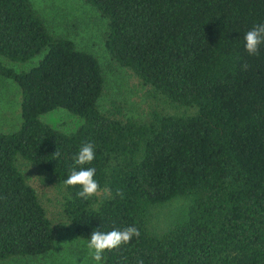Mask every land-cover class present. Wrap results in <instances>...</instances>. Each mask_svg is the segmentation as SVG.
<instances>
[{
    "label": "trees",
    "instance_id": "obj_1",
    "mask_svg": "<svg viewBox=\"0 0 264 264\" xmlns=\"http://www.w3.org/2000/svg\"><path fill=\"white\" fill-rule=\"evenodd\" d=\"M83 2L106 21L109 59L187 110L145 120L100 111L98 59L52 36L31 0H0V77L21 93L18 129L0 133V261L53 247L51 221L16 165L22 158L61 190L78 239L139 229L103 264H264V44L252 56L244 41L264 24V0ZM34 60L26 70L8 65ZM57 109L81 120L74 132L41 120ZM85 143L95 159L83 167L96 169L99 184L86 200L79 185L64 184ZM175 199L185 211L157 223V208Z\"/></svg>",
    "mask_w": 264,
    "mask_h": 264
},
{
    "label": "rangeland",
    "instance_id": "obj_2",
    "mask_svg": "<svg viewBox=\"0 0 264 264\" xmlns=\"http://www.w3.org/2000/svg\"><path fill=\"white\" fill-rule=\"evenodd\" d=\"M31 4L52 36L69 39L77 49L89 52L98 59L105 79L98 102L100 111L123 120H145L150 112L156 110L164 114L185 113L187 108L163 98L152 87L142 84L130 69L119 67L109 59L103 40L106 21L83 0H31ZM35 62L8 65L20 71ZM20 103L19 87L13 81L0 77V133L18 129L21 123ZM41 120L64 133L74 132L81 123L79 118L61 109L41 116ZM16 165L46 210L53 227L54 242L52 249L43 256L13 258L0 261V264H97L88 254V242L76 237L62 215L61 190L48 183L40 170L22 158L17 160ZM185 209V202L175 199L157 208V223L164 225Z\"/></svg>",
    "mask_w": 264,
    "mask_h": 264
},
{
    "label": "clouds",
    "instance_id": "obj_3",
    "mask_svg": "<svg viewBox=\"0 0 264 264\" xmlns=\"http://www.w3.org/2000/svg\"><path fill=\"white\" fill-rule=\"evenodd\" d=\"M245 49L249 55H259V49L264 44V24H256L249 30L245 36ZM247 63L242 65V70H247ZM56 158L61 156L59 150H56L53 154ZM95 159V150L92 143L83 144L78 152L74 155V166L70 169V175L64 180V184L69 187H75L79 185L81 191L76 193V196L82 199H88L95 195L99 190V184L94 179L96 169L94 167H83V165L91 164ZM76 166H80L77 168ZM118 195H123L118 193ZM139 229L135 226H128L122 230L113 229L108 232L94 229L90 235V240L87 243L89 255L97 264L103 259V253L105 251H111L119 248L121 245L128 244L133 237L139 236ZM137 264H144L142 259L137 260Z\"/></svg>",
    "mask_w": 264,
    "mask_h": 264
}]
</instances>
